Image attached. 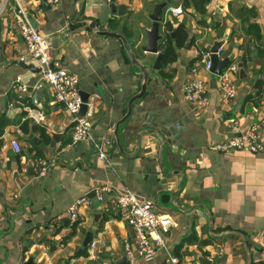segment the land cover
<instances>
[{
	"label": "crops",
	"instance_id": "1",
	"mask_svg": "<svg viewBox=\"0 0 264 264\" xmlns=\"http://www.w3.org/2000/svg\"><path fill=\"white\" fill-rule=\"evenodd\" d=\"M162 1L61 0L48 9L42 0H0V51L6 57L0 64V264H24L31 256L36 264H114L125 252V240H133L135 234L116 208L118 194L125 192L160 203L161 210L175 220L165 236L167 249H159L151 261L131 259L132 264H171L169 253L179 258V264H202V257L212 264H248L246 243L253 264H264V151L210 148L232 136V120L239 122L241 132H247L264 118V0H210L205 15L190 7L171 19L174 27L183 23L189 37L178 49L171 75L166 78L163 71L155 72L146 95L134 103L131 117L121 128L128 152L135 150L140 131L158 132L165 140L166 171L160 162L162 141L155 134L141 137L134 157L122 154L117 145L109 148L104 160L93 152L95 142L110 140L117 121L127 113L129 100L141 89V77L120 39L97 34L88 22L72 23L71 17L78 9L75 22L95 19L100 30L122 33L142 57L141 47L147 43L144 30L152 28L150 14ZM121 4L128 7L123 14L112 10ZM168 6H182V0H171ZM19 7L31 25L46 35L51 54L79 76L80 91L91 94L89 108L95 110V117L86 140L73 143V115L55 102L49 86L39 85L40 72L7 67L23 56V61L34 64L17 29ZM251 23L257 27L246 35L244 30ZM217 41L223 42V58L238 64L247 58V77L242 79L239 69L238 93L231 102L221 98L218 82L212 83L217 79L205 69L200 54ZM193 67L209 84L211 101L204 108L185 98ZM19 83L29 86V94L20 103ZM37 90L40 105L35 103ZM28 107L41 114L44 122L28 119ZM13 138L24 147L22 154L12 149ZM36 155L55 162L46 184L47 176H37ZM177 189L175 200L182 209L171 203ZM93 190L97 198L99 193L104 196L99 205L88 197ZM83 199L81 219L70 221L66 209ZM90 230L94 237L86 254H79ZM191 234L198 241L186 243ZM94 241L97 246L90 250Z\"/></svg>",
	"mask_w": 264,
	"mask_h": 264
},
{
	"label": "built area",
	"instance_id": "2",
	"mask_svg": "<svg viewBox=\"0 0 264 264\" xmlns=\"http://www.w3.org/2000/svg\"><path fill=\"white\" fill-rule=\"evenodd\" d=\"M61 0H47L50 5H57ZM112 0H109L111 2ZM184 13L182 6H168L163 14L161 22L162 32H166V26L175 16ZM16 25L18 32L27 46V52L34 64L40 67L41 80L39 85L49 86L54 94L55 102L62 104L73 115L72 141L77 143L86 140L92 129V123L95 117V110L90 109L84 114L81 113L83 99L80 91V78L76 74L65 69L60 60L55 58L49 51L46 35L40 33L31 25L26 11L19 7L16 12ZM224 46L222 45L216 52L221 59ZM205 58L204 67L210 72L212 66L210 50L200 52ZM25 60V57H21ZM239 65L237 61L231 63L225 68L220 76H215L219 85L221 98L226 102L235 100L238 93V86L235 82V76L238 75ZM192 77L185 85V98L188 102L197 108L207 107L211 101L209 93V84L200 75L197 67L191 70ZM17 102H23L29 94V86L24 83L16 84ZM27 118H32L38 123L44 122V117L36 110L27 108ZM239 122L232 120L229 124V130L233 133L227 140L212 144L211 150L220 152H230L233 150H245L249 153H259L264 151V118L256 124L251 130L241 132ZM103 142H95L98 147L97 156L100 159L107 158V152L102 147ZM12 149L16 154H22L24 147L17 138L11 140ZM34 167L37 176L43 179L47 176L52 167L51 160L44 156H35L33 158ZM54 162V161H53ZM104 199L103 194L99 193L98 200ZM84 201L79 200L70 205L65 211V217L72 222L81 219L79 204ZM116 208L121 219L124 220L134 231L133 240H125L124 249L130 259L136 257L144 258L146 261L154 259L159 249H167L165 236L175 225L174 218L161 210L155 202L141 200L136 194L131 192L119 193L116 199ZM97 242L90 245V250L95 249ZM168 261L171 264H179V258L173 254H168Z\"/></svg>",
	"mask_w": 264,
	"mask_h": 264
},
{
	"label": "water",
	"instance_id": "3",
	"mask_svg": "<svg viewBox=\"0 0 264 264\" xmlns=\"http://www.w3.org/2000/svg\"><path fill=\"white\" fill-rule=\"evenodd\" d=\"M42 4L44 5L45 8H50V4L49 6L47 5V0H42ZM171 4V0H164L162 2H158L155 4V8L154 11L150 14V18L153 20V25L152 28L149 30H144V35L147 37V43L145 45H143L141 47L142 52H144V55L141 57L139 56L135 49L134 46L129 42V40L126 38L125 35H123L122 33H117V32H113V31H109V30H100L98 28V22L95 19H83L80 20L78 22H75V19L77 17L78 14V9L75 10L74 14L71 17V22L72 23H82V22H88V26L94 30H96L97 34L101 35V36H110V37H114L117 39H120L123 42L125 51L131 61V66L133 68L136 69V74H138V76L141 77V89L140 91L135 94L134 96H132V98L129 100L128 102V107H127V113L120 119L117 121L116 126H115V130L112 134V136L110 137V140L108 142H103L102 147L104 148V150L106 152H108L109 148H113L114 146L117 145L118 149L121 151L122 154H124L127 157H134L137 156V154L140 151V139L142 136H144L145 134H155L157 136L160 137L161 141H162V147L160 149V162L162 164L163 170L166 171L167 166L164 163L163 160V148L165 145V140L164 138L155 130H150V129H144L142 131H140L137 135L136 138V148L133 152H128L125 150L123 143H122V139H121V128L122 125L131 117L132 114V109H133V105L136 101L144 98V96L146 95L147 91H148V86L150 83V80L154 77L157 76V74L155 72H158L162 70L163 68V64H162V57L163 54L165 52L164 49H162V44L161 41L163 39V34L164 32L161 33V22L163 21V14L165 9L167 8L168 5ZM128 7L124 4L118 5V6H113L112 10L114 12H119V14H123L124 10L127 9ZM176 34V27L174 28V30L171 32V35L174 37ZM223 45L222 41H217L215 42V44L213 45V47L211 48V61H212V66L210 68V72L215 75V76H220L223 72V70L225 68H227V66L231 63V59L230 58H224L221 59L218 54L216 53L218 51V49ZM151 55H155V59L151 58ZM6 62V57L3 55V53L0 51V64ZM20 66L24 69H29L33 72H40L41 69L40 67L36 66V64H30V63H26L23 60H12L8 63L7 67L9 66ZM239 68H240V77L242 79L247 77V74L245 72L244 69V64L243 62H240L239 64ZM213 85L217 84V81L214 79L212 81ZM40 90H37V92L35 93V99H38L35 103L37 105H40ZM81 96L83 99V105H82V109H81V113L82 115H84L88 110H89V101L91 99V94L88 92H84L81 91ZM39 101V102H38ZM93 152L97 154L98 152V147L93 148ZM55 166V162L52 164V167L49 169L48 175L45 178V180L43 181V184H46V182L48 181V179L50 178L51 174H52V168ZM172 173L174 174H182V172L180 171H173ZM180 191V189H177L175 192H173L171 194V203L177 207V208H181L180 204H178L175 200V196L176 194ZM97 192L95 190H93L88 197L93 199V202L96 205H99L100 201L97 198ZM47 197L50 198L47 194ZM141 200H144V198H140ZM159 207H162V205L160 203H158ZM29 207L32 208V204H29ZM24 210L22 212H19V214H23ZM213 218H212V213H209V222L212 223ZM94 237V231L90 230L83 241V246L80 248L79 250V254H86V248L87 246L90 244V242L92 241ZM246 240V239H245ZM247 242V240H246ZM246 249L249 253V262L248 264H253V256L252 254H250L249 251V247L246 243ZM125 251V250H124ZM200 262H202V264H212V262H210L207 258H200L199 259ZM24 264H36L35 263V259L33 256L29 257L28 260H26L24 262ZM114 264H132L131 259L127 256L126 251L124 252L123 256L121 258H118L117 260H115Z\"/></svg>",
	"mask_w": 264,
	"mask_h": 264
},
{
	"label": "trees",
	"instance_id": "4",
	"mask_svg": "<svg viewBox=\"0 0 264 264\" xmlns=\"http://www.w3.org/2000/svg\"><path fill=\"white\" fill-rule=\"evenodd\" d=\"M210 0H182V7L184 11L186 12L188 8H193V10L197 14L205 15L207 12V4ZM250 11V9H248ZM204 22V21H203ZM205 23V22H204ZM257 25L256 24H249L247 28H245L244 32L246 35L253 34ZM174 22L169 21L166 26V32L163 34V39L161 41L162 49L165 50L163 54V63L164 66L161 71H163L164 76L166 78L170 76L171 70V64L177 61L178 59V49L185 45L188 37H189V31L185 27L183 23H180L176 27V34L173 37L171 35V32L174 30ZM258 37H262L261 35H257ZM248 48L244 49V55L247 53ZM234 62L236 60H233ZM243 64H247V58L242 57ZM262 82H258L257 85L259 86ZM263 84V83H262ZM36 156H42V155H36ZM193 240L198 241L196 235L191 234L190 237L186 238V243H192ZM184 242V244H186ZM201 243V242H200ZM205 243V242H204ZM180 246L179 248H181Z\"/></svg>",
	"mask_w": 264,
	"mask_h": 264
},
{
	"label": "flooded vegetation",
	"instance_id": "5",
	"mask_svg": "<svg viewBox=\"0 0 264 264\" xmlns=\"http://www.w3.org/2000/svg\"><path fill=\"white\" fill-rule=\"evenodd\" d=\"M169 71H171V70H169Z\"/></svg>",
	"mask_w": 264,
	"mask_h": 264
}]
</instances>
